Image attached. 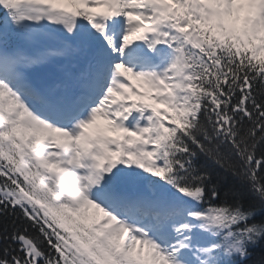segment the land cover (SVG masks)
I'll return each mask as SVG.
<instances>
[{"label":"trees","instance_id":"trees-1","mask_svg":"<svg viewBox=\"0 0 264 264\" xmlns=\"http://www.w3.org/2000/svg\"><path fill=\"white\" fill-rule=\"evenodd\" d=\"M227 36L197 35L198 111L183 118L191 101L181 97L164 114L157 146H166L162 168L183 167L191 197L228 226L200 234L202 264H264V53H239ZM97 222L52 202L47 178L34 166L22 169L0 138V264H112L96 249Z\"/></svg>","mask_w":264,"mask_h":264},{"label":"rangeland","instance_id":"rangeland-1","mask_svg":"<svg viewBox=\"0 0 264 264\" xmlns=\"http://www.w3.org/2000/svg\"><path fill=\"white\" fill-rule=\"evenodd\" d=\"M68 1L69 7L68 8H62L60 10L61 14L64 15H74L75 13H78L80 11L81 14H87L89 17H91L92 12L95 11L94 5L91 4L94 1H101V0H66ZM127 3L125 6L121 5V1L119 2V7L123 10H126L129 7V4L134 6L135 8H141L145 6L146 0H126ZM226 0H208L206 1L205 8H206V17L212 19L211 21H215L219 27H229L230 21L227 19L230 17H239L243 18L248 15H253L257 10H260V17L255 21V23H258L257 26L261 27L262 32L264 33V10L261 6L264 5V0H259L260 8H257V2L252 5L251 0H233V2L229 5L225 4ZM246 1V2H245ZM154 2V0L152 1ZM84 3L88 4V7L84 10L85 6ZM163 4L162 2H159ZM154 6L158 5L157 3H153ZM117 7V5H115ZM153 6V7H154ZM119 7H117L119 9ZM148 7H152V4H150ZM120 10V9H119ZM150 10V9H149ZM149 10L147 12H149ZM78 11V12H76ZM101 11V10H99ZM122 11V10H120ZM85 12V13H84ZM125 15V19L127 22L128 30L125 37H138L142 31V24H143V18L139 13H136L132 11L131 13H128L126 11H122ZM146 12V13H147ZM224 14L225 18H224ZM228 15V16H227ZM225 19V20H224ZM93 20V19H91ZM153 22H155L154 17H152ZM259 32H261L259 30ZM150 33V32H147ZM145 34V33H144ZM35 36L38 38V40L41 39H48L43 33H41L39 30L35 31ZM263 37V35H262ZM264 38V37H263ZM260 39V38H259ZM174 79H187L186 70H181ZM150 81L155 82L157 85L148 91H145V93H149L152 96L158 95L159 88L158 87H164L162 86L165 83V80L163 76L158 74L157 76H153L152 78H149ZM116 95L111 98L112 105L110 106V113L109 115L106 114V112L101 116L99 119L98 124L96 125V120H93L90 123L91 128L90 132L87 130H81L79 138L78 136L75 139H72L70 134L68 132H55L53 128L48 126L47 131L44 130V136L48 139L52 138V142L55 143L56 146L59 145H67L68 149L73 150L76 153V156L78 154H84L87 152L88 156L90 154V151L94 145V143H101L105 147L104 144H107L110 148V151L112 153L111 159H120L122 156V149L114 144V139L118 137V134L122 131L129 132L130 129L128 128V124L130 120L135 115H141L142 118L146 117L145 111L142 106L141 102V96L135 97L132 96L133 94L131 91H133V88H127L123 87L120 84L116 86ZM185 93H190L193 95V92L190 90H184ZM17 103L14 101L11 93V89L8 85L3 84V82L0 81V121L3 118L4 120L6 118H13L15 119V113L17 112ZM194 109L191 108L189 115H192L194 113ZM113 118L115 122L118 123V125H113L109 122V118ZM20 121V116H18L17 120L14 122ZM11 124L13 123L10 121ZM2 127V124H0V128ZM139 127V125L137 126ZM60 135L62 137H60ZM91 138V143L89 144V139ZM70 143L68 144V141ZM51 141V139L49 140ZM52 148V144L49 143L47 145V148L40 152L39 154V163L42 166L48 167L49 172L55 173L56 177L62 178L63 181V187L65 189L70 188L71 191L69 192V199L64 200L65 205L64 207L71 206L73 208L80 209V205L83 206V209H87L88 211L93 212V214L98 215V217L103 221V223L106 224V231L110 234H119L122 238L121 241H123L124 246V253L123 257L125 260L129 259V254L126 253L130 252L131 254H134L135 257H132V261L135 264H192V261L190 260L193 257V254L196 253V247L194 244H191V246H187L184 251L179 253L177 257H184L188 259L187 260H180L173 259L169 256V253L162 251L161 246H155L154 242L152 241H146V239H139V236L132 234L128 229H124L121 226L120 217L117 216L114 212L115 209L109 205V196L110 192L105 189L111 186V183H113V178L110 176L109 180H107L108 185L103 186L102 183L105 180V177H100V180L98 181L97 176L92 178V182L90 186L86 182V178L83 177L82 181L77 182L75 176L71 175L67 169L61 168L60 162H57L54 160L56 153L47 154L46 151ZM89 159L93 161V158L89 156ZM58 178V179H59ZM98 182V183H97ZM97 183V184H96ZM67 185V186H66ZM108 193H106V192ZM101 193V198H97L98 194ZM161 223H164L162 221ZM160 228V227H159ZM173 253L177 252L176 246L172 244ZM171 250V251H172ZM132 256V255H131ZM127 258V259H126ZM194 264V263H193Z\"/></svg>","mask_w":264,"mask_h":264},{"label":"bare ground","instance_id":"bare-ground-1","mask_svg":"<svg viewBox=\"0 0 264 264\" xmlns=\"http://www.w3.org/2000/svg\"><path fill=\"white\" fill-rule=\"evenodd\" d=\"M118 55H120V56H121V55H122V53H121V52H119V53H118ZM119 59H120V60H122V58H121V57H120Z\"/></svg>","mask_w":264,"mask_h":264}]
</instances>
